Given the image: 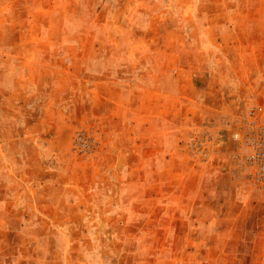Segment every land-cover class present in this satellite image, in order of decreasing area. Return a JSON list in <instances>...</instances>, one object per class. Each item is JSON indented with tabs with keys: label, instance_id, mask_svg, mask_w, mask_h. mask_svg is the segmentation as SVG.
<instances>
[{
	"label": "rangeland",
	"instance_id": "obj_1",
	"mask_svg": "<svg viewBox=\"0 0 264 264\" xmlns=\"http://www.w3.org/2000/svg\"><path fill=\"white\" fill-rule=\"evenodd\" d=\"M264 0H0V264H264Z\"/></svg>",
	"mask_w": 264,
	"mask_h": 264
},
{
	"label": "built area",
	"instance_id": "obj_2",
	"mask_svg": "<svg viewBox=\"0 0 264 264\" xmlns=\"http://www.w3.org/2000/svg\"><path fill=\"white\" fill-rule=\"evenodd\" d=\"M246 123L234 136L247 147L256 178L264 183V104L248 108Z\"/></svg>",
	"mask_w": 264,
	"mask_h": 264
}]
</instances>
